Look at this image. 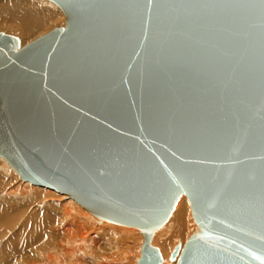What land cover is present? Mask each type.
<instances>
[{"label":"water","instance_id":"water-1","mask_svg":"<svg viewBox=\"0 0 264 264\" xmlns=\"http://www.w3.org/2000/svg\"><path fill=\"white\" fill-rule=\"evenodd\" d=\"M47 1L64 27L0 33V156L138 229L135 264L181 195L176 264H264V0Z\"/></svg>","mask_w":264,"mask_h":264},{"label":"bare ground","instance_id":"bare-ground-1","mask_svg":"<svg viewBox=\"0 0 264 264\" xmlns=\"http://www.w3.org/2000/svg\"><path fill=\"white\" fill-rule=\"evenodd\" d=\"M41 2L42 0H0V29H2L4 26L5 27L7 26L8 28L13 29L15 32H17V35L19 34V37L22 40H24V39L32 38L35 35L43 32L44 30H47L53 26H56L58 24V21L61 18L60 13H59L60 11L57 12L56 11L57 9L55 8L54 5H50L51 7L46 6L47 4H50L49 2L43 1L46 4H42ZM4 168L6 170H9L7 169V167H4ZM1 176H2V172L0 171V177ZM9 183H10L9 181L3 180L2 178H0V186L2 185L3 186L2 188H5V189L0 188V199L3 196L2 190H4L5 192L10 191L8 189L9 186H7L9 185ZM23 196H26V194H24ZM40 198H41V195L39 194L33 195V200L37 203L31 202V201L29 203L23 202V201H26V199L25 200L23 199V201L20 200L17 202L7 200L5 202L4 207H0V227H1L0 245L3 243L0 248V264H23V263L24 264H83L84 262L82 261L84 260L81 261L77 259V255L75 254L77 251H81V253H83L86 256L85 260H88L90 264V260L92 261L94 258L97 259V255H94L96 251L97 252L102 251L101 253L108 252V257L106 256L108 259L113 258V257L115 258L116 256L118 257V255L115 254V250H117L116 245L120 243L121 240L124 242V244H126L125 240L127 239L125 238H128V241H129V239L132 237H134L135 239L136 238L142 239L143 237V235L142 236L138 235V233H136L135 231L133 232V230L128 229V228L127 229L124 228V230H122L119 233V236L111 232V237H106L105 231L103 230L98 235L103 234L102 239H105L106 242L102 246L106 247V249L100 248L101 244L97 245V243L95 242L91 243L92 238L87 236L84 238L85 240L83 238H80L79 240L68 242L69 243L68 246H71L70 249L72 250V252L68 251L65 254V255H68L69 260L67 259L66 261H64V263H62V259L60 257H59L60 260H58V258L55 255L43 256L42 258L40 257L39 253H37V255H35L34 257H32V259H27L26 252L29 250H33L34 248L38 246L35 243L37 242L36 237L39 233V228H37L39 227V223H42L43 221L48 220L49 218L54 220L55 213L58 212L57 208L61 210L60 207H55L49 204L47 206V209L41 213L42 214L41 221H37L38 217L34 215V211H37L35 209L36 207H38V209L39 207H41L40 204L42 202L38 201L40 200ZM44 203L46 206L47 202H43V204ZM45 206L43 205L44 208ZM187 208H188L187 200L184 195H181L174 206V209H175L174 216L169 215L168 218L170 217L171 218V219L169 218L170 220L167 218L169 220L167 227L164 226L165 228L162 229L161 227L157 230V227H158L157 226L155 228V230L157 231L154 230L155 232L152 234L150 238L149 242L151 246H152V243H158V245L160 246V248L159 249L157 248V249L162 258V264L172 263L169 260L170 259L168 255L169 251L167 249L166 242H162L161 241L162 238L169 235L171 237L169 241H171V239H177V240L183 241L186 235L189 234V228L187 226V221L191 213L186 211ZM83 217L86 221H89V220L94 221L91 218H87L88 216L84 214L82 215V218ZM100 222H105V221H100ZM14 224L17 227L13 226ZM109 224H112V223H109ZM113 225L115 226L116 224H113ZM117 226L123 229L121 225H117ZM121 233L123 234V238L125 240L121 239V236H120ZM160 233L162 234L160 235ZM75 238L77 239V237ZM90 243L93 247H96V249H94L92 252L83 251V249L81 248V244H85V245L87 244V247H88ZM39 247L42 248V246H39ZM73 247L74 249H77V251L73 252ZM181 250L182 249L180 248L179 254L177 255V257H179ZM31 252L32 251H30V253ZM140 255L141 253L139 254V256ZM139 256L137 255L136 258L138 259ZM42 259H44V262ZM91 263H93V261ZM107 263L108 262L104 264H107Z\"/></svg>","mask_w":264,"mask_h":264},{"label":"rangeland","instance_id":"rangeland-1","mask_svg":"<svg viewBox=\"0 0 264 264\" xmlns=\"http://www.w3.org/2000/svg\"><path fill=\"white\" fill-rule=\"evenodd\" d=\"M43 1L50 3V4H47L46 6L54 5L52 2L47 1V0H42V2H41L42 4H46ZM54 6L57 9L56 10L57 12L60 11L59 13H60L61 18L58 21V24L56 26H53L47 30H44L43 32H41L42 34L39 33L32 38L22 40L19 37V34L17 35V32H15L13 29L8 28L7 26L6 27L4 26L2 29H0V33L11 35V36L15 37L17 42H18V45L21 47V46L29 43V40L31 42L34 39L48 33L52 29L64 27V22H65V18L63 17L64 15L61 13V10H59V8L56 5H54ZM0 165H1L0 171L2 172V176L0 178L10 182L9 185H7V186H9L8 189L10 191L5 192L4 190H2L3 196L0 199L1 200L0 201V207H4L5 202L7 200L17 202V201H20V200L23 201V199L24 200L26 199V201H23V202L29 203L31 201V202L37 203L33 200V195L39 194V195H41V198L38 201L42 202L40 204L41 207H39V209H38V207H36L35 209L37 211H34V215L38 217L37 221H41V219H42L41 213L47 209V206L49 204L52 206L61 208V210L59 208H57L58 212L55 213L54 220L49 218L48 220H45L42 223H39V227H37V228H39V233L36 237L37 242L35 243L38 246L36 248H34L33 250H29L26 252L27 259H32V257H34L35 255H37V253H39L40 257H42V258H43V256L55 255L58 258V260H60L59 259V257H60L62 259V263H64V261H66L68 259V255H65V254L68 251L72 252V250L70 249L71 246H68V244H69L68 242L74 241V240H79L80 238L84 239L87 236L92 238L91 243L95 242V243H97V245L101 244L100 248L106 249V247L102 246L106 242L105 239H102L103 234L98 235L103 230L105 231L106 237H111V232H113L117 236H119V233L122 230H124V228L131 229V230H133V232L135 231L136 233H138V235L142 236L140 231L136 228L121 226L123 228V229H121L117 225L114 226L113 224L98 221L95 217H93L88 212H86L81 206H79L77 203H75L72 199L67 198L63 194H59V193H56L52 190L42 188L39 186H35L29 182L27 183V181H23L19 177L17 172L1 156H0ZM4 167H7V169H9V170H6ZM3 172L6 174H4ZM2 187L3 186L1 185L0 188L5 189ZM24 194H26V196H23ZM43 202H47V205L45 206V203L43 204ZM187 203H188V201H187ZM43 205L45 206V208L43 207ZM174 210L175 209H173L170 216H174V214H175ZM186 211L191 213L189 203H188V208ZM83 214L88 216L87 218H91L94 221H90V220L86 221L84 219V217L82 218ZM168 219L164 223L159 225L157 227V230L161 227H162V229L167 227L168 221L171 218L169 220ZM110 225H112V226H110ZM13 226H16V225L14 224ZM187 226L189 228V234L186 235V237H185V239H183V241H180L177 239H171V241H169L171 238L169 235L162 238L161 241L166 242V246H167V249L169 251L168 252L169 258L171 256V253L174 251L175 246L179 245V247L182 249V247L185 244V242L187 241V239L196 231L197 227H196V224L193 220L192 213L188 217ZM0 229H1V227H0ZM157 230H155V231H157ZM161 234L162 233H160V235ZM138 235H136V236H138ZM120 236H121V239H123V240L127 239V240H125L126 244H124V242L121 240V242L116 245L117 250H115V254H117L118 257L116 256L115 258L113 257V258L108 259L107 258L108 252L101 253L102 251H98V252L96 251L94 255H97V259L94 258L95 260L94 259L92 260L93 263H91L92 261L90 260V264H104L106 262H108L107 264H135L140 257L139 252H140L141 247L143 245V237H142V239H137V238L135 239L134 237H132L128 241V238H125V239L123 238L122 233ZM75 237H77V239ZM91 243L89 244L88 247H87V244L86 245L81 244V248L83 249V251L92 252L94 249H96V247H93L91 245ZM2 244L0 245V248H1ZM39 246H42V248H40ZM152 246H154L158 249L160 248L158 243H152ZM30 251H32V252L30 253ZM74 251H77V249H74V247H73V252ZM75 254L77 255V259H79L81 261L84 260V261H82V262H84L83 264H89V261L85 260L86 256L83 253H81V251H77ZM137 255L139 256L138 259L136 258ZM42 260L44 262V259H42ZM169 260H170V262H172L170 264H176L177 263L176 260H178V257L175 260H171V259H169ZM109 261H111V262H109Z\"/></svg>","mask_w":264,"mask_h":264}]
</instances>
